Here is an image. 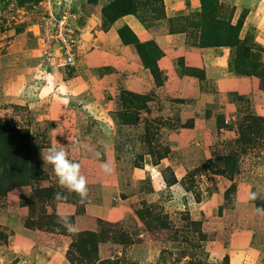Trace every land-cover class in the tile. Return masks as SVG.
Returning a JSON list of instances; mask_svg holds the SVG:
<instances>
[{"label": "rangeland", "instance_id": "374dc122", "mask_svg": "<svg viewBox=\"0 0 264 264\" xmlns=\"http://www.w3.org/2000/svg\"><path fill=\"white\" fill-rule=\"evenodd\" d=\"M70 1L83 8L79 27L89 30H77L82 39L74 68L57 67L55 56L43 51L45 42L35 39L44 21L42 0H0V138L19 157L29 156L38 173L10 187L11 171L0 169V264H264V210L256 204L264 205V120L238 142L240 127L252 123L245 116L264 117L256 110L259 100L239 91L221 97L204 69L175 59L181 72L200 79L190 97L205 93L217 104L206 112L215 116L214 131L199 145L180 130L195 125L194 117L182 119L190 108L176 96L182 92L163 89L151 72L157 91L142 93L134 107L120 100L125 73L112 76L114 92L98 81L112 71L101 65L100 51L124 44L118 29L129 23L124 16L106 28L103 7L110 0ZM211 1V8L223 6L222 16L235 7L233 24L243 18L239 38L246 45L249 38L251 49L239 60L236 48L203 46L218 42L220 33L202 24L201 0H142L148 5L129 15L152 29L175 28L185 34L184 45L215 51L218 75L256 77L264 109V0ZM207 32L212 36L203 38ZM53 144L80 164L85 199L62 188L53 165L44 163ZM1 151L7 153L4 144ZM108 207L119 210L108 218ZM58 213L75 232L56 223ZM84 231L97 234V261L76 246Z\"/></svg>", "mask_w": 264, "mask_h": 264}, {"label": "crops", "instance_id": "0c3cea01", "mask_svg": "<svg viewBox=\"0 0 264 264\" xmlns=\"http://www.w3.org/2000/svg\"><path fill=\"white\" fill-rule=\"evenodd\" d=\"M79 8L83 9L81 6H79ZM258 9L260 10L261 6H259ZM125 18L141 41L153 39L162 49L163 56L158 61L159 67L162 70V74L164 77V85H162V87L170 93H172L171 91L182 92L181 94H176V96L179 98H184V103H182V105L187 104V106L190 107L189 109H186V111H183L184 114L188 113L189 115L182 116V119L186 120L187 118L189 119L191 117H194L195 125L192 127H182L180 130L182 131V133L187 132L189 133V135H193L191 136V138L196 137L194 138V140L200 139L196 140L198 141L199 145L201 144V140L204 141L206 137L209 138V135L214 131V128H212L214 125L212 124L215 116L212 114V119H208L206 112L207 109H209V111H211L212 113V109H214L217 104L208 94L205 93H198V96L197 93H195V98L190 97L188 90H198L200 79L197 76L181 72L174 64V61L177 58H181L183 60L185 67L204 69V78L211 80L210 82H215L216 88H218V90L220 91L221 97H223L225 94H223L222 92L226 91H239L238 93L254 95V97L260 102L259 107L257 106L256 110L259 114H263L264 109H262L263 102H261V91L259 90V83L257 82L256 77L234 78L218 75L214 71V66H216L218 63V58L215 56V51L184 45V33H172L169 32V30H167L166 28L152 29L144 25L139 20H136L131 15H127L125 16ZM37 24L38 23L34 24V26H36ZM82 31H85V33H87L89 30L87 29V27H82ZM105 43L106 42H104L103 44ZM128 50H131L129 45H121V42H117L116 48L114 46H111V49L103 48L100 51V56L98 59L101 60V65L112 67V71L111 73L102 75L100 80L98 81L108 84V88H110V91L114 92L115 90H117V88L111 84L112 82L114 83L115 79L112 78V76H114L116 73L122 74L123 72L125 73L122 75H124L123 82L126 89L140 94L156 92L157 85L152 79L150 70L144 67L138 53L133 50L128 52ZM90 54H88L89 58H91ZM94 58L96 59V57ZM94 58L92 57L91 60H93ZM131 59H133V61H131ZM68 83H70V81H66L65 84H62L61 82L60 84L66 88H69ZM111 101L112 100H110V102ZM226 104L227 106H229L231 103ZM217 110H215V113L217 112ZM198 112H200L202 115L198 114ZM176 132H178V130ZM229 132L231 131H228V133ZM161 189H163V186L160 188V190ZM117 210L115 208L111 209V207H108L106 211L107 217L109 218L110 215L115 214ZM86 219L88 222V218ZM78 224L82 226L86 224V221L81 218ZM51 241L53 242V240Z\"/></svg>", "mask_w": 264, "mask_h": 264}, {"label": "trees", "instance_id": "16d2710c", "mask_svg": "<svg viewBox=\"0 0 264 264\" xmlns=\"http://www.w3.org/2000/svg\"><path fill=\"white\" fill-rule=\"evenodd\" d=\"M158 1V0H156ZM97 2V0L95 1ZM216 2V1H215ZM215 2L209 1V0H201L202 5V16L203 22L202 24L206 26H210L214 32H219L220 36L219 39H216L218 42H213L212 44H202L203 46H215V45H224L228 46L231 49L236 48L237 49V55L238 60L240 57H242L244 54H247L251 47L248 45L249 38L247 40V45L245 40H241L239 38V34L242 28L243 21L242 19L239 20L236 24L232 23V18L234 16L235 7L233 6L232 10L228 14V16H222L223 12H221V9L219 6L210 7V4H214ZM158 4V2H157ZM153 4L150 9H152L155 5ZM218 4V2H217ZM142 5H146L142 2V0H110L108 1L104 7H103V18H104V24L106 25V28L109 30L111 25L116 22L118 19L129 15V14H137L138 10L142 7ZM148 5V3H147ZM146 5V6H147ZM80 5H77V2H72V11H77L79 9ZM67 9L64 7L59 11V15ZM158 8H154L153 12H158L160 10H157ZM165 16V12L162 14ZM82 17V15H81ZM166 17V16H165ZM81 20V18H80ZM112 23V24H111ZM74 24H79L77 21L74 22ZM147 26V25H146ZM148 27V26H147ZM186 27V26H185ZM199 28H202L201 32H205L207 28L205 26H200ZM172 33H178L180 31H177L175 28H171ZM184 31V30H183ZM119 36L122 40V42L125 45H131L136 49V52L140 56L142 63L145 68L149 69L150 72L153 74L156 82L163 83L164 77L162 74V70L159 67L158 61L163 56V51L158 45V43L155 40L150 41H141L136 32L128 25L124 24L122 27L118 29ZM223 33V34H222ZM203 38L212 36L211 32H207L202 34ZM201 36V37H202ZM37 40V38H35ZM38 41V40H37ZM237 60V61H238ZM183 61V60H182ZM74 68L73 65H67L66 68ZM192 69V68H190ZM193 70H196L193 68ZM239 73L245 74L244 71H240ZM250 73H247L249 75ZM251 75V74H250ZM257 75V74H256ZM124 95L127 96H121L120 100L122 99L123 102H126V105L128 107H134L136 104L135 100L143 98V95L140 93H136L130 90H125L122 92ZM245 120L251 119L252 123L247 124L246 128H241L239 131V144L245 140V138L249 135L250 132H255L254 128L258 121H263L264 117L259 116L258 114H252L247 115L244 118ZM2 123V122H1ZM7 127H4L5 132L8 133L6 130ZM10 137V136H9ZM9 141L1 140L0 138V169H4L5 171H11L13 175V182L11 183L10 187L16 186V185H22L28 181V179L31 177L32 179L38 175L36 172V168H34L32 165L30 166L29 163V156L28 157H19L21 156L19 153H15V151L12 149L11 144L8 143ZM4 144L6 147L7 153L3 155V151H1V146ZM225 172V171H224ZM258 207L262 210H264V205L261 206V204L256 203ZM66 228L62 229L60 232L66 233ZM78 238L80 239V242L76 244V246L81 250L85 256H90V258L96 259V261L99 259L98 256L96 258V252H97V234L94 232H79L77 233ZM75 245V244H74ZM91 247V249L89 248ZM72 259L70 258V261ZM73 261V260H72ZM71 261V262H72ZM103 260L100 261L102 264Z\"/></svg>", "mask_w": 264, "mask_h": 264}, {"label": "built area", "instance_id": "2783aa9c", "mask_svg": "<svg viewBox=\"0 0 264 264\" xmlns=\"http://www.w3.org/2000/svg\"><path fill=\"white\" fill-rule=\"evenodd\" d=\"M44 2V21L38 26L41 33L35 32V38L42 44L45 42L44 53L55 56L57 67L75 65L77 49L80 47L81 37L77 30L82 31L78 22L82 15V9L72 11V2L66 4V0H42ZM66 7L64 12L59 15V11ZM38 25V24H37ZM42 29V30H41ZM43 33V37H42ZM49 47V50H48Z\"/></svg>", "mask_w": 264, "mask_h": 264}, {"label": "clouds", "instance_id": "9594fccd", "mask_svg": "<svg viewBox=\"0 0 264 264\" xmlns=\"http://www.w3.org/2000/svg\"><path fill=\"white\" fill-rule=\"evenodd\" d=\"M44 163L53 165L55 174L58 178V183L62 188H66L70 192H75L81 199L87 197L88 188L85 176L80 173V164L73 162L68 158V153L63 147H58L53 144L46 155L42 156ZM105 171H109L108 166H102ZM255 193L252 194L254 199ZM54 199L60 200L62 196L60 193L54 194ZM56 223L68 228L69 231L75 232V226L72 225L69 217L63 214H57Z\"/></svg>", "mask_w": 264, "mask_h": 264}]
</instances>
